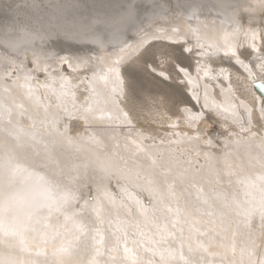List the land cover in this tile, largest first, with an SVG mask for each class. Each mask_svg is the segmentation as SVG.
Returning a JSON list of instances; mask_svg holds the SVG:
<instances>
[{
  "label": "bare ground",
  "instance_id": "6f19581e",
  "mask_svg": "<svg viewBox=\"0 0 264 264\" xmlns=\"http://www.w3.org/2000/svg\"><path fill=\"white\" fill-rule=\"evenodd\" d=\"M28 1L33 3L34 4L33 6H36L35 3H43V4L39 5V8H41L43 10V8H44L43 6H46V7L54 6V5H51L50 2L51 3L55 2L57 4L58 3L61 4V2H63V4H65V2L67 0H28ZM73 2H74V4L69 5V8L74 9L75 8L74 5H76L77 11L75 12V14H77V15L78 14L83 15L84 13H87L86 10H95L93 12H89L90 14L95 13V12L98 14H101V12H100L101 10H112L115 12V10L122 9V5H123V4H121V6H119L115 9L113 7H110V6H105V3L103 0L101 2H92V0H90L89 2L85 1V3H81V2H77V1H73ZM168 3L170 5L168 6V9L166 10V12L162 13V15H159L156 18L161 19L159 22L160 27H158L160 29L163 28L162 27L163 25H168V26L177 28L174 31L169 30V28H168L165 30L164 33H160L159 34L160 36H166L170 40H179V38L185 39V42L183 44H176V45L173 44V48L175 50H180L181 48L189 49L191 47L193 52L198 53L200 63H202V64H206L207 62H209V63L217 62L218 60H226V61L230 62L231 64L237 65L239 68H241L242 71L249 78L248 83H247L248 84L247 85V87H248L247 92L245 91L246 93L244 95H239L237 93L238 91H235V89H234L235 87L233 89L229 88L230 86L229 87L225 86L222 89L221 88L216 89L215 87H213L214 84L206 78V77H208V78L211 77L210 79H215V75H214V73H212L211 69L209 68L210 67L209 65H202L201 64V66L198 67L200 70V74L203 77H205V78H203V80L202 79L200 80V78L198 77L196 72L191 73L188 70L181 68L183 70V72L187 75V78L190 82V89H191L192 96L194 97V99L198 100V101L200 99H202L206 108H209V109L213 110L214 112H218L217 114H219V115H224V113H225L227 115H231L233 118L243 120L244 124L248 122L250 117L256 119V117L259 116L258 118L264 120V92L260 88H257L255 86L256 82H261V81H262V83L264 82V0H187V2H185L184 0H181V1L180 0H169ZM171 3L174 6L171 5ZM161 6H163V5L157 4L155 7H157L159 9ZM181 6H185L187 9L183 13V17H180L177 14V11L179 12V8H177V7H181ZM63 8L66 9L67 8L66 5H63ZM112 11H110V12L113 13ZM138 15H139V13H138ZM125 19L130 20V21L132 20L131 18H125ZM104 21H106V20H104ZM109 22H111V20ZM104 24H105V26L108 25L107 23L103 22L102 27L104 26ZM18 25H20V22H18L15 19L14 15H11V17L0 22V44L2 45V46L1 45L0 46L3 49H8V48L13 49L12 50L13 53H5L8 55H4V54L2 55V53L0 52V70L5 71V72L0 71V85L3 88V93L0 92V94H1L0 95V104L2 105V108H3V110H2L3 117L0 118V129H3L4 131H6L8 133V135L4 134V135L0 136V139L2 141H4L6 143V146H7L5 150L2 149V151H5L3 153L4 157L0 156V264H174L172 261H169V260L164 259V258H163L162 262H159L158 260H156L158 258L154 259L153 262H148L147 259H150L151 257L148 256V258H147L146 255L140 256L139 255L140 253H138L139 250L137 251L135 249V245H132L130 247L128 244H124V243H123L124 244V249H123L124 252H122V253H124L123 254L124 256L122 255L124 257V259L118 253L119 249L117 251L118 246L116 247L114 245L116 248H114V250L112 249L113 246H112L111 242H110L111 244H109V243H107V244H109V246H111V250H113V253L111 252L112 255L110 254L111 256H109L107 253L108 258L105 256L102 257L101 256V252L103 251L102 247L104 248V243L107 241L106 238H104L105 237L104 235L99 237V238L95 237V238H97L96 241H94L96 243V245L94 247V244H95L94 243L93 247L96 249V251L92 256H88L89 254H87V256L82 255V253H83L82 251H84V250L81 251V249L84 248L83 247L84 245L82 246L81 244H83V243H77L78 240L76 241V239H74L76 237L79 238L77 236V233H75L76 230L74 231V225L80 226V223H82V221H81V219L77 220L79 216H76L75 213L73 214V212L70 213V211L67 209V207H69L68 204H65L66 202H68L70 200L68 197V196H70V193L67 196L66 195L67 193L65 190H67V191H70V190H68L67 188L63 189V186L59 187L60 185L57 186L54 184L53 180H55V178H52L47 173L49 171V168H48V171L46 172V170H47L46 167L49 165V163L47 164L45 169L41 168L40 165L37 166V162L40 164H42L43 162L46 163L47 161L57 162L58 164H60L62 162L64 163L65 159H64V161L60 162L59 157H58L59 154L56 153V150L58 149V144L60 142L63 143V141H64L63 137L68 138V131L65 129L66 128L65 126H67L68 123L71 124V122H70L71 120L69 118H66L67 115L66 116H65V114L63 115V113H64L63 110L69 111V110H71V108L74 109L73 107H71V108L69 107V105H68L69 101H67V99H65L67 97V94H66V91H64V89H65V87L69 81V78L79 80L80 81L79 86H82L84 88L88 86L86 84L87 80L84 79L83 77H75V76L68 77V76H64L63 74H61V72H59L61 66L58 64V62L62 63L63 61H68V65L70 67L74 68L76 71H78L81 68L90 69L89 63H92V64H94V66H97V67L98 66L99 67H104V66L108 67V70H106V72H103V71L95 72V74L91 75L92 79H91V81H89V83H90L89 87L90 88L93 87V91L96 92L95 95L98 97H96V99L93 97V102L91 104H88V103L84 104L86 109L82 110V116H83V118H85V121L89 120L92 122L100 121V120L112 122L111 117L115 116L118 118L117 121H119L121 119L122 122H120V123H124V122H126V120L123 119L124 118L123 116L119 115V113H121V111H120V109H118L116 107V100L113 96L114 92L117 90L116 86L118 85V83H121V82L117 81L116 76L120 75L122 68L119 65V63H116V62H119L120 60H122L124 58H129L131 56H134V54L139 51V48L142 47L147 42L149 37H147L146 35L139 37L130 46L123 48V50L122 49L118 50L117 55H121V57H118L117 59H116L117 55H115V52L117 51V49L113 48L115 50V52H113L114 54L109 53L110 50H106V49H110L111 46H107L108 48L103 47L102 48L103 50H101V51L99 50L98 51V57L97 56L94 57L92 54H91L92 56L87 55L84 52H82L81 54L71 53V52H67L65 54H55V55L48 54V53L47 54L46 53L41 54L42 51H39L41 49L38 47H34V45H33V43H35L38 40L35 39L33 36L32 37L30 36L31 35L30 31L18 29L19 28ZM17 26H18V28H17ZM155 27H157V26H153L152 28L148 29L149 30L148 34H151V32H154ZM32 28H34L35 30H40L37 26H33ZM139 34H141V33L139 32ZM13 35H16V36H13ZM10 36H13V37H10ZM191 37L195 39V41L193 42L194 43L193 45H190L191 42L188 40V38H191ZM2 40H5V42ZM57 41H58L57 42L58 45L63 46L61 48L59 47L60 51H61V49L63 50L64 47H69V46L75 45L73 42H71L70 38H66L64 35H59L57 37ZM21 43H24V44L26 43L28 45V47L26 48L27 49L26 51L22 50ZM29 43H31V44H29ZM105 44L108 45L107 42H103L102 45H105ZM79 52H81V50ZM38 54H40L44 57H42V56H41L42 58L40 56L38 57ZM247 54L249 55V59L247 58ZM14 55H16V56L19 55L18 59L22 60L21 64L18 63V60L16 59L17 57ZM113 55H115V57H113ZM9 57H11V58H9ZM59 58H61L60 61H59ZM83 58H88V62L83 61ZM115 60H118V61H115ZM187 60L188 59H187L185 52L180 50V52L177 53V59H176L179 66L180 65L186 66ZM30 61H32L34 64H36V66L32 67L31 69L27 68V65H29ZM17 64H19L18 71L20 73H16V75L15 74L12 75L11 71H12V69L17 67ZM229 71H231V69ZM40 72L46 73L48 76V79H45V80L40 79L39 78ZM223 72L226 74V70H223ZM7 75L10 77V80H7L8 79L6 77ZM114 77H115V79H114ZM226 77H227V75H226ZM215 80L218 81L217 78ZM99 83H100V85H99ZM99 86H100V88H99ZM219 86H222V85L220 84ZM232 86H234V85H232ZM2 88H1V90H2ZM198 90H200V92H198ZM42 91H47L48 93H45ZM103 96L107 97L106 102L103 100ZM79 97H81V96H79ZM191 101L193 102L192 98H190V102ZM73 102H75V101L73 100ZM1 105H0V107H1ZM73 105H75V104H73ZM79 109L80 108H78V110ZM190 109H192V108L190 107ZM125 112H126V110H125ZM20 115L23 116V119H19ZM187 116H188V119L190 120V122L192 124L196 123L195 113H192V116L187 114ZM7 119H8V121H6ZM199 119H201V117H198V120ZM59 122H61L60 123L61 125H58ZM81 124H80V126H81ZM199 124H200V126H199L200 130H197L194 127L198 132L194 133L192 131H189L188 134L189 135L191 134V135L190 136H184L186 138L183 137L180 141L175 142V144L180 145V146L174 147V148H159V147H157L156 141L155 142L151 141L149 144L147 143V141H145L146 142L145 143L143 140H140L139 138H137V136H135L136 135L135 133H134L135 135L133 134L134 131H132L131 129H128V128L124 129L121 127L120 131L122 129H124L127 133L125 132L126 135H124V137H122V138L120 137L121 139H125V141H123L121 139L119 141L118 137L120 136V134H118V131L116 130V128L106 129L104 127L105 129H102L103 132H101V131L95 130L94 128L91 129V127L89 126V130L93 132L92 136L93 137L98 136V139L95 138V140H94L95 142L91 145H89V141H91V140H89L87 142L88 146L84 145L83 148H85L89 152L88 156H90V159L92 160V161L91 160H89V161H91L93 163L94 168L97 169V171H98L97 173L99 174V176L101 178H103V179H101L102 182H100V184L97 186V188L98 187H104V189H105V191L103 189H102V191H100L104 195L103 199L108 201V203H110L111 205H115V206H118L119 204L124 203L127 205V207H129L128 210L132 209L133 207H135L137 205V207L140 210L139 215L141 217H143L142 218L143 221L147 222V221H150L151 219L153 220L154 216L151 217L152 215H150V214H152V213L149 214L150 206L148 207L145 204V200H144V203L142 204V202L138 199L140 192L138 190H136L137 188L135 189V187L132 185H136L138 187H141L139 189H142V187L147 188L149 190L147 192L149 195H152V197L158 196L160 198V200L163 202L164 198H165L162 195V192L165 191L163 189L164 182L172 179L173 174L176 175L178 170H180V168H182L181 167L182 165L185 164V165H189V166L193 167V166L199 164L200 168L197 169L198 165L196 167L197 173L202 174L203 175L202 177L210 178L211 181L215 184H219L221 186H224L223 190H215V189H213L211 184H206L205 182H202L206 186V188L209 189L208 191H210L211 195H213V199H212L211 204L217 210L216 212L218 214L219 220L221 221L222 225L224 226V227L223 226L222 227L225 228L226 226L232 225V223L233 224L235 223L238 226H244L245 228L241 227L240 230H238L240 227L239 228L237 227L238 228L237 230L239 231L238 234L241 237V239L243 237V233H246V235L248 237H250L251 232H252V236L255 234L257 235V233L260 231L264 232V212H263L264 209H261V207L258 206L256 208V212L250 213V211L247 210V208L243 205L244 200H245L244 196H246L247 193H244L242 180L240 178H238L239 174H241V175L247 174V172H246L247 170L253 171V170L258 169V170H263V172H264V131L262 132V134L260 136L252 135V134H251L252 135L251 137H248L247 135L243 136V137L236 136L235 138L231 139L233 141H231L226 148H223L222 150H214V149L210 148V144H212L211 142H213V139H211V138L207 139L206 138L207 136H206L205 131L208 127V124H206L205 121H203L201 123L199 122ZM94 127H95V125H94ZM244 127H246V125H244ZM70 130H71V128H70ZM79 131L82 132V130H78V132ZM73 132H75V130ZM144 132L145 131H143V133ZM107 134L108 135H114V138L108 137ZM11 136H13L14 139ZM73 136H71V137H73ZM130 136H131V138H129ZM142 136H143V134H142ZM79 138H77L78 141H79ZM65 140H67V139H65ZM106 141H110L111 146H113L114 148H115V146H117L115 149L116 150L120 149L121 151H119V152H121V153H119V152L118 153H119V155L120 154L121 155L117 156L115 158H106V159L103 158L104 154L101 155L103 153L102 146ZM148 141H150V140H148ZM238 141L240 143H237ZM2 144H4V143L2 142ZM64 144H66V143H64ZM132 144H134L136 146H133ZM202 144H203V146H202ZM200 145L202 146V148H200ZM63 147H65V146H63ZM139 147L141 148L140 150L144 149L146 151V153L149 155V157L153 158L154 162L151 161L150 159H148L147 157H145L147 155L146 153H145L146 154L145 156L143 155L144 156V159H143V156L140 157V155H139V153H141V152H139L137 155L130 152L131 150H134V149L136 151L137 149H139ZM179 147H182L186 150L190 149V154L193 156V153H194V155L196 153V158H192L189 160L188 157L184 158V157H181L179 155L175 156L174 152L179 153V151L182 150ZM60 148H62V147H60ZM65 148H64V151H65ZM205 148H207V149H205ZM110 149H112V148H110ZM77 150H79V148ZM158 151L162 155L164 154L166 156L165 159H164V157L163 158H161V157L157 158V156L154 155V153H157V155H158V153H159ZM67 154H68V152H67ZM64 155H66V154L64 153ZM42 158H45V159H43L45 161H43ZM64 158H66V157L64 156ZM200 159L203 161L201 162ZM67 160H68V158H67ZM197 160H199L200 163L195 162ZM15 161L19 164V166H20L19 168H15L11 165ZM69 163H70V161H69ZM171 163H175V166L172 167L170 165ZM54 164H56V163H54ZM65 164L67 165L68 163H64V165ZM124 164L126 166H123ZM42 165H44V164H42ZM60 165H62V164H60ZM232 165L237 166V173L238 174L236 176H234V174L227 169V168L231 167ZM50 166H51V164H50ZM56 166H57V164H56ZM65 168H63V169H65ZM69 168H70V166H69ZM72 168H73V166H72ZM184 168H186V166ZM163 169L164 170L168 169L172 173V176L168 175L169 173H165V171ZM61 171H63V170H61ZM55 172H52V173H55ZM95 172H96V170L94 171V173ZM113 172H119V173L122 172L125 174V176H124L125 178H127L129 180L132 179V180H131V182H129L127 180L126 181L122 180L123 181L122 182L123 184H122V183H120L121 181L120 182L118 181L119 180L118 177H114L111 179L109 174H111ZM160 172L163 175H161ZM62 173H64V171ZM66 173L64 175L68 174V173L67 174ZM135 173H136V176L134 177L133 175ZM139 173H141V175L143 173L146 176L145 177L143 176L144 178L142 180L138 179L139 180L138 181L136 177ZM57 174L58 173H56L55 175L57 176ZM72 174H73V172H72ZM72 174H70V175H72ZM124 174H121V175H124ZM50 175H51V173H50ZM64 175H62V176H64ZM108 176L110 177L111 180L105 182L106 179L108 178ZM121 178H122V176H121ZM57 179H58V177H57ZM60 179H62V178H60ZM96 179H98V178H96ZM96 179H95V182H96ZM173 181H175V180H172V182ZM55 182H56V180H55ZM65 183H67V182H65ZM72 183L74 184V182H72ZM170 183L171 182H169V184ZM68 184H69V182L67 183V185ZM165 187H166V185H165ZM73 188H75V187H73ZM193 189H195V188H193ZM212 189L214 190V194H213ZM93 190L89 189V192H91V194H92ZM117 190H119L120 192ZM144 190H146V189H144ZM168 190L172 191V188L170 187ZM76 191H79V190H76ZM62 192H64V193L62 194ZM94 192H96V191H94ZM115 192H116V194H119L121 196L114 195ZM60 193L63 196H60L59 195ZM87 193H88V190H87ZM148 194H147V196H149ZM193 194L194 193H191L192 197H193ZM202 194H204V193H202ZM78 195H79V193H78ZM78 195L77 196L75 195V196L79 197ZM80 195L83 196L84 194L83 195L80 194ZM168 195H170V194H168ZM88 197H91V195ZM97 197H99V196H97ZM202 197H204V196H202ZM103 199L99 198L98 199L99 203H97V204L93 203V205L89 202H86L88 205V206H86V208L88 207L87 208L88 210L93 209L98 217L102 216L103 210H105L107 208L106 202H104ZM140 199H142V198H140ZM172 199L174 200V197ZM147 200H150V199H147ZM86 201H87V198H86ZM150 201H152V200H150ZM199 201H198V203H199ZM128 202H130V203H128ZM153 203L156 204V202H153ZM157 204H158V202H157ZM160 204H158V205H160ZM165 204H166V202H165ZM166 205H164V206H166ZM184 205H185V203H184ZM203 205L204 204L202 203V206ZM152 206H153V204H152ZM207 206H205V207H207ZM254 206H256V204ZM45 207L52 209V210H50V213H52V211L55 209H57L58 211L64 210L63 212H65L63 219H60V217H58L59 218L58 224H63V226H64V227H62V229L58 230L61 232L60 234L58 232L59 240L55 239V241H54L52 239L53 236L55 237V235H57L54 232L57 229L52 227V226L49 229H46L43 226L44 228H42V230H40L41 231L40 233L36 232V230H35V232L33 231L37 226L35 227V225L32 222L33 221L35 222L36 218L38 219L39 215L45 216V214H44V208ZM122 207L123 206H121V208ZM158 207H156V208L158 209ZM86 208H85V210H86ZM112 208H113V206H112ZM179 208H181V207H179ZM187 208H190L189 210H191V208H192L191 203H190V206L188 205L186 208H184V210H186ZM195 208H197V207H195ZM199 208H201V207H199ZM151 209H154V208L152 207ZM171 209H173V208H171ZM192 209L195 212V209L194 208H192ZM80 210H78L79 211V212H77L78 214L80 213ZM111 210L112 209H110V211ZM125 210H126V208L124 209V211ZM166 210H164V211H166ZM177 210L179 211V209H177ZM82 211H84V210H82ZM121 211H122V209H121ZM243 211L246 212L245 213L246 216L243 213ZM105 212H104V214H105ZM151 212H153V210ZM210 212H212V210ZM117 213L119 214V212H117ZM134 213H136V212H134ZM157 213H159V212H157ZM107 214L110 215V213H108V212H107ZM112 214H113V216H115L114 213H112ZM154 214H155V211H154ZM180 214H182V213H180ZM194 214H193V216H194ZM201 214H202V212H201ZM122 215H124V214H122ZM131 215H133V214H131ZM168 215H169V213H167V216ZM46 216L44 218L45 219L44 221L46 222V224L54 222V221L49 220ZM249 216H250V219L247 218ZM34 217H35V220H33ZM164 217H165V214H164ZM172 217H174V216H172ZM125 218H126V216H125ZM133 218H131V219L133 220ZM158 218H159V216H158ZM195 218L199 222L200 218H197V217H195ZM216 218H217V216H216ZM184 219H185V217H184ZM184 219H182V221ZM96 220H97V218H96ZM119 220H121V219H119ZM207 220H211V222L213 221L212 219H210V217ZM44 221L42 222L43 224L45 223ZM100 221H101V218H100ZM134 221H136V220L134 219ZM161 221H163V220L161 219ZM189 221H191V220L189 219ZM262 221H263V223H262ZM106 222L108 223L109 221H106ZM141 222H142V220H141ZM146 222H144V223H146ZM186 222H187V220H186ZM107 223H104V224H107ZM160 223H162V222H160ZM176 223H177V221L175 222V224ZM43 224H41V225H43ZM58 224H57V226H59ZM123 224H124V222H123ZM135 224H136V222H135ZM138 224L139 223H137V225ZM47 225H49V224H47ZM131 225H132V223H131ZM137 225H135V226H137ZM218 225H220V224H218ZM160 226H162V224H160ZM165 226H168V225L165 224ZM100 227L101 226H99V230H101ZM103 227H102V229H103ZM124 227H123V229H124ZM146 227H148V226H146ZM150 227L151 226H149V228ZM175 227H176V225H175ZM184 227H182V229H185ZM40 228H41V226H40ZM105 228H107V227H105ZM109 228H110V226H109ZM141 228H142V226H141ZM177 228H178V226H177ZM234 228H235V226H234ZM255 228H260L261 230L258 231ZM111 229H113V228H111ZM143 229H144L143 230V232H144L145 229H148V228H143ZM169 229H171V228H169ZM191 229H192V226H191ZM191 229H190V232H191ZM198 229H200V228H198ZM206 229H207V227H206ZM216 229H218V228H216ZM224 230H223V232H224ZM158 231L160 232L159 229H158ZM192 231H194V230H192ZM208 231H210V230H208ZM211 231H213V230H211ZM220 231H222V230H220ZM113 232H115V231H113ZM117 232L118 231H116V233ZM119 232H122V231H119ZM155 232H157V231H155ZM116 233H115V235H116ZM151 233H152V231H151ZM171 233H174V232H171ZM205 233H206V231H205ZM210 234L207 235L208 239H209V242L207 241L208 243H205L204 241L197 239L198 237L194 240H193V238L190 239L189 242L193 243V241H194L193 244L202 245L203 248H206L210 254L212 252H213V254L216 253L215 256L217 254H220L221 257H223V258L227 257L226 261L220 260V258H221L220 257L219 261H218V263L221 262L220 264H255L254 257L252 256L253 252L251 253V251L253 250L252 249V243H253L252 241L254 240L253 238H252L253 240L251 239L252 241L250 240L249 242L248 241L242 242L240 240V237H236V236L235 237H228L227 236V238L225 240H223L225 238L224 237L222 239L223 241L222 240L218 241V239L215 240L216 238L213 237L212 234L211 235ZM220 234H221V232H220ZM227 234H228V232H227ZM115 235H113V236H115ZM213 235H215V233ZM89 236L91 237V235H89ZM119 236L120 235H118V237ZM39 237H40V239H39ZM139 237H141V235ZM41 238H43L42 241H40ZM132 238L134 239V237H132ZM136 238L138 239V242H139L140 238H138V237H136ZM206 238L207 237H205V239ZM261 238H264V237L261 236ZM93 239H92V241H93ZM113 239H111V237H110L111 241ZM145 239H147V238H145ZM145 239H144V241H145ZM161 239H159V240H161ZM79 240H81V238ZM119 240L120 239L118 238V241ZM18 241H22V243H23V245H21V249H23V251H21V252H18L17 250H15V247L12 248V245L14 246V242L16 244V242H18ZM84 241H86V240H84ZM98 241L101 242V244L98 243ZM144 241H142V242H144ZM147 241H148V239H147ZM158 241H155V244ZM121 242H123V241L121 240ZM135 242L136 241H134L133 243H135ZM151 242H152V240H151ZM153 242H152V244H153ZM17 244L20 246L19 242ZM149 244H147V245H149ZM155 244H153V245H155ZM86 245H88V244H85V246ZM163 245H164V243H163ZM109 246H107V247H109ZM166 246H167V244H166ZM89 247H90V245H89ZM89 247H88V249H90L92 246L90 248ZM138 248H140V245ZM156 248H155V250H157ZM160 248H162V247L160 246ZM250 248L252 249L251 251H250ZM91 249H93V248H91ZM109 249H106V250H109ZM191 250H193V249H191ZM233 250L235 252H237V258L236 259L228 258L227 253L232 255ZM253 251H255V250H253ZM156 252H158V250ZM162 253H164V252L162 251ZM165 253H166V251H165ZM165 253H164V255H165ZM203 253L204 252H202V254ZM169 255H172V253ZM152 260H153V258H152ZM181 264H182V262H181ZM190 264H199V263L198 262H194V263L192 262ZM214 264H216V263H214Z\"/></svg>",
  "mask_w": 264,
  "mask_h": 264
},
{
  "label": "rangeland",
  "instance_id": "374dc122",
  "mask_svg": "<svg viewBox=\"0 0 264 264\" xmlns=\"http://www.w3.org/2000/svg\"><path fill=\"white\" fill-rule=\"evenodd\" d=\"M73 1L85 3V1L89 2L90 0H67L65 2V4H63V2H61V4H59V3L57 4L55 2H53V3L50 2V4L54 5V6H52V7L43 6L44 7V8L42 7L43 10L41 8H39V5L43 4V3H35L36 6H33L34 4L29 2L28 0H25V1L24 0H0V22L11 17V15H14L15 19L18 22H20V25H18L19 28H18V26H17V28L21 29V30H25V31H30V34H31L30 36L31 37L33 36L35 39L38 40L35 43H33V45H34V47H38L41 49V50H39V51H42L41 54H43V53L47 54L48 53V54L55 55V54H65L67 52L81 54L82 52H84L87 55H90V56L93 55L94 57H96V56L98 57V51L99 50L101 51V50H103L102 49L103 47L111 46L110 49H106V50H110L109 53L112 54L113 52H115L114 49H117V51L115 52V55H117L118 50H121V49L123 50V48L130 46L131 44H133L136 41L137 38L145 36V35L147 37H149L147 42L142 47L139 48V51L137 53H135L134 56H131L129 58H124V59L120 60L119 62H116V63H119V65L122 68L120 75L116 76L117 81L121 82V83H118L119 86L118 85L116 86L117 90L114 92L113 96L116 100V107L118 109H120V111H121V113H119V115L123 116L124 117L123 119L126 120V122H124V123H120V122H122L121 119L119 121H117L118 118L115 116L111 117L112 122L101 121V120L100 121H94V122L88 120L89 121L88 122L87 120L85 121V118H83V116H82V110L86 109L84 104L85 103L91 104L93 102V97L95 99H96V97H98L95 95L96 92L93 91V87L92 88L89 87L90 86L89 81H91V79H92L91 75L95 74V72H101V71L106 72V70H108V67H106V66H104V67L98 66L97 67V66H94V64L89 63L90 69L81 68L78 71H76L74 68H72L68 65V61H63L62 63L58 62V64L61 66L60 70H59V72H61V74H63L64 76H68V77H70V76L71 77H73V76L83 77L84 79L87 80L86 84L88 86L85 88L82 86H79L80 85L79 80L69 78V81H68V83L64 89V91H66V94L68 97V98L66 97L65 99H67V101H69V103H68L69 107L70 108L73 107L74 109L71 108V110H69V111L63 110V112H64L63 115L64 114H65V116L69 115L68 117L66 116V118H69L71 120L70 121L71 124L68 123V125L65 126L66 128L64 127L68 131V138L63 137L64 141H63V143L60 142L58 144V149L56 150V153L59 154L58 157H59L60 162L64 161V159L66 161L68 158V160H67L68 162L64 161V163H68V164L64 165V163L62 162V163H60L63 165L62 166V165L58 164L57 162L47 161L46 163L45 162L42 163L44 165L37 162V166L40 165L41 168L45 169V167L49 163V165H48L49 167L48 166L46 167V169H47L46 172L48 171V168H49V171L47 173L52 178H55L56 182H55V180H53L54 184L57 186L60 185L59 187L63 186V189L67 188L68 190H70V191L65 190L67 193L66 194L67 196L70 193V196H68L70 200L68 202H66L65 204H68V206L70 207V208L67 207V209L70 211V213L71 212H73V214L75 213L76 216H79L77 220L81 219V221H82V223H80V226L74 225V231L76 230L75 233H77V236L79 237V238L76 237L74 239H76V241L78 240L77 243H83L81 245L82 246L84 245L83 247L85 248V249L84 248L81 249V251L82 250L85 251V252L82 251L83 252L82 255L87 256V254H89L88 256H92L96 251V249L94 248L96 243L94 241H96L97 238L104 235L105 236L104 238H106L107 241L105 242L106 244L104 243L105 249L102 247V250H103L102 251L103 253L101 252L102 257L105 256L108 258V255L111 256L114 248H116L117 246H118L117 251H118V249L120 251V252L118 251V253L120 254L121 257H123L124 253H122V252H124V250H123L124 244H128L130 247L132 245H135V249L137 251L139 250L138 253H140L139 254L140 256L146 255L147 258L149 256V257H151L150 258L151 260L153 258L152 261L150 259H147L148 262H153L154 259H156V258H158L156 260H158L159 262H162V260L164 258V259H167L169 261H172L174 264H178V263L181 264V262H182V264H190L192 262L193 263L198 262L199 264H214V263L220 264L221 262L218 263L219 258L221 257L220 254H217L216 256H215L216 253L213 254V252H212L210 254L209 251L206 248H203L202 245L193 244L194 243L193 240L198 237L197 239L202 240L205 243H208L209 239H208L207 235H209L210 233L212 234L213 237L216 238L215 240L218 239V241H221L224 237L225 238L223 240H225L227 238V236L228 237H235V236L240 237L238 234V232H239L238 230H240L241 227L242 228H245V227L244 226H238L235 223L234 224L232 223V225L226 226L225 228H223L224 226L222 225L221 221L219 220L218 214L216 212L217 210L211 204L212 199H213V195H211L210 191H208L209 189L206 188V186L202 182H205L206 184H211L213 189H215V190H223L224 186H221L219 184H215L211 181L210 178L202 177L203 176L202 174L197 173L196 170L198 168H200L199 164H197L198 167H197V165L191 167L189 165L184 164L181 166L182 168H180V170H178L176 175L173 174V176H172V173L168 169L167 170L163 169L165 171V173H169L168 175L172 176V179L164 182L163 189L165 191L163 190L164 192H162V195L165 198H164L163 202L160 200V198L158 196L152 197V195H149L147 193L149 191L147 188L142 187V189H139L141 187H138L136 185L131 184L132 186L135 187V189L137 188L136 190H138L140 192L138 199L142 202V204L144 203V200H145V204L148 207L150 206L149 214L152 213V214H150V215H152L151 217L154 216L153 220L151 219L150 221H147V222L143 221V219H142L143 217H141L139 215L140 210L137 207V205L132 208L133 210L130 209L132 211L131 212L130 210H128L129 207H127V205L124 203L119 204L118 206H115V205H111L110 203H108V201L103 199L104 195L100 191H102V189L105 191L104 187H98L97 188V186L100 184V182H102L101 179H103V178H101L99 176V174L97 173L98 172L97 169L94 168L93 163L91 162L92 160L90 159V156H88L89 152L85 148H83L84 145L88 144L87 142L89 140H91V141H89V145H91L95 142L94 141L95 138L98 139V136L97 137L92 136L93 132L89 130V126L91 127V129L94 128L95 130L101 131V132H103L102 129H105V128L106 129L116 128V130L118 131V134H120V136L118 137L119 141L127 133L124 129L128 128V129H131L132 131H134L133 134L135 133L136 135L135 134L134 135L137 136V138H139L140 140H143L144 142L147 141L148 144L151 141H154V142L156 141L157 147H159V148H174V147L180 146V145L175 144V142L180 141L184 136H190L191 134L190 135L188 134L189 131H192L194 133L198 132L197 130H200L199 122L201 123V122L205 121V123L208 124V127L205 131L206 136H207L206 138L207 139H209V138L213 139V142H211L212 144H210V148L214 149V150H222L223 148H226L228 146V144L231 141H233L231 139L235 138L236 136H238V137H243L246 135L248 137H251L252 135L260 136L262 134V132L264 131V120L258 118L259 116L256 117V119L250 117L248 122L244 124L243 120L233 118L231 115H227L224 112H223L224 115H219V114H217L218 112H214L213 110L206 108L202 99H200L199 101L194 99V97L192 96L191 89H190V82L187 78V75L183 72V70L181 68H184L191 73L196 72L198 77L200 78V80L201 79L203 80V78H205V77H203L200 74V70L198 68L202 64V63H200L198 53L193 52L191 47L189 49L181 48L180 50L185 52L188 60H187L186 66L180 65L181 66L180 67L176 61L177 53L180 52V50H175L173 48V44H175V45L176 44H183L185 42V39L179 38V40H170L166 36H160L159 35L160 33H164L165 30L168 28H169V30H172V31L177 29L175 27H171L168 25H163L162 29L158 28V27H160L159 22L161 19H158L156 17H158L159 15H162V13L166 12V10L168 9V6L170 5L168 3L169 0H103L105 3V6H110V7H113L115 9L119 6H121V4H123L122 9L115 10V12L112 10H101L100 11L101 14H98L96 12L90 14L89 12H93L95 10H86L87 13H84L83 15L75 14V12L77 11L76 5H74L75 6L74 9L69 8V5L74 4ZM101 1L102 0H92V2H101ZM184 1L187 2V0H184ZM157 4L158 5L162 4L163 6H161L158 9L157 7H155ZM63 5H66L67 8L64 9ZM171 5H173V4L171 3ZM177 8H179V12L177 11V14L180 17H183V13L187 10L186 7L181 6V7H177ZM110 11H112L113 13H111ZM138 13H139V15H138ZM125 18H131L132 20L130 21V20H127ZM104 20H106V21H104ZM110 20H111V22H109ZM103 22L107 23L108 25L105 26V24H104V26L102 27ZM33 26H37L40 30H35L34 28H32ZM153 26H157V27H155L154 32H151V34H148L149 33L148 29L152 28ZM139 32L141 34H139ZM59 35H64L66 38H70L71 42H73L75 45L69 46V47H64L63 50L61 49V51H60L59 49L63 46L58 45V43H57L58 42L57 37ZM13 36H16V35H13ZM13 36H10V37H13ZM188 40L191 42L190 45L194 44L193 43L195 41L194 38L191 37V38H188ZM2 41L5 42V40H2ZM103 42H107L108 45H106V44H105L106 46L102 45ZM29 44H31V43H29ZM1 46H0V49H1L0 52L2 53V55L3 54L8 55L5 53H13L12 52L13 49H11V48L3 49V48H1ZM27 47H28V45L26 43L25 44L21 43V48L23 51L24 50L26 51ZM80 50H81V52H79ZM115 55H113V57H115ZM14 56H16V55H14ZM39 56L41 57L42 55L38 54V57ZM16 57H17L16 59L18 60V63L21 64L22 60L18 59L19 55H17ZM42 57H44V56H42ZM118 57H121V55H117L116 59ZM9 58H11V57H9ZM247 58L249 59L248 54H247ZM60 59L61 58H59V61H60ZM83 61L88 62V58H83ZM115 61H118V60H115ZM19 64H17L16 68L12 69V71H11L12 75H14V74L16 75V73H20L18 71ZM29 65H27V68H30V69L32 67L36 66V64H34L32 61L29 62ZM202 65H209L210 66L209 68L211 69L212 73H214V75H215V79L216 78L218 79V81H216L215 79H210L211 77H209V78L206 77L210 82H212L214 84L213 87H215L216 89H219V88L222 89L225 86L226 87L230 86L229 88H232V89L235 87L234 89H235V91H238L237 93L239 95H244L247 92V88H248L247 83H248L249 78L242 71V69L239 68L237 65H233L226 60H218L217 62H212V63L207 62L206 64H202ZM230 69H231V71H229ZM223 70H226V74L223 72ZM0 71H3V70H0ZM3 72H5V71H3ZM226 75H227V77H226ZM6 77L8 78L7 80H10V77L8 75ZM39 78L42 80H45V79H48V76L46 73L40 72ZM114 79H115V77H114ZM220 84L222 86H219ZM99 85H100V83H99ZM232 85H234V86H232ZM0 87H1V85H0ZM1 88H0V92L3 93V88H2V90H1ZM99 88H100V86H99ZM42 92L48 93L47 91H42ZM198 92H200V90H198ZM79 96H81V97H79ZM190 98L193 99V102L192 101L190 102ZM72 99L75 102H73ZM103 100L106 102L107 97L103 96ZM73 104H75V105H73ZM190 107L193 110L190 109ZM78 108H80V109L78 110ZM2 110H3V108L1 105V107H0V118L3 117ZM125 110H126V112H125ZM192 113H195V115H196L195 116L196 123H193V124L190 122V120L188 119V116H187V114L192 116ZM198 117H201V119H199L200 121L198 120ZM19 119H23V116L20 115ZM6 121H8V119ZM60 123L61 122H59L58 125H61ZM80 124H81V126H80ZM94 125H95V127H94ZM244 125H246V127H244ZM121 127L124 129H122L120 131ZM70 128H71V130H70ZM74 130H75V132H73ZM78 130H82L83 133L81 131L78 132ZM143 131H145V132L143 133ZM4 134L8 135V133L6 131H4L3 129H0V136L4 135ZM142 134H143V136H142ZM71 136H73V137H71ZM107 136L114 138V135H108L107 134ZM11 137L14 139L13 136H11ZM77 138H79V141ZM129 138H131V136ZM184 138H186V137H184ZM65 139H67V140H65ZM121 140L125 141V139H121ZM148 140H150V141H148ZM0 142H1L0 143V146H1L0 147V149H1L0 150V156H3L4 155L3 153L5 151H2V149L5 150L7 146H6V143L4 141H2L1 139H0ZM2 142L4 144H2ZM109 142L110 141H106L102 146L103 153L101 155L104 154L103 158H105V159L106 158H115L117 156H120L121 154L119 155V153H121V152H119V151H121V150L120 149L116 150L115 148L117 146H115V148H114L113 146H111V142L110 143ZM64 143H66V144H64ZM237 143H240V142L238 141ZM61 144L63 146H65L66 148L63 147ZM132 145L136 146L134 144H132ZM202 146H203V144H202ZM202 146L200 145V148H202ZM60 147H62V148H60ZM64 148H65V151H64ZM78 148H79V150H77ZM110 148H112V149H110ZM179 148L182 150H180L179 153L174 152L175 156L179 155V156L184 157V158L188 157L189 160L192 158H196V153H195V155L193 153V156H192L190 154V149L186 150L182 147H179ZM140 149L141 148L139 147V149H137L136 151L134 149V150H131L130 152H132L135 155H137L139 152H141V153H139L140 157H142L143 155L145 156L147 154L146 151L144 149H142V150H140ZM205 149H207V148H205ZM67 152H68V154H67ZM64 153L66 155H64ZM154 155L157 156V158L158 157H161V158L164 157V159H165V157H166L164 154L162 155L160 152L158 153V155H157V153H154ZM64 156L66 158H64ZM144 156H143V159H144ZM145 157H147L148 159L153 161V158L149 157L148 154ZM43 159H45V158H42V160ZM89 160H91V161H89ZM43 161H45V160H43ZM69 161H70V163H69ZM200 161L202 162L203 160L200 159ZM200 161L197 160L195 162L200 163ZM54 163H56L59 168ZM50 164H51V166H50ZM11 165L15 168L20 167L16 161L13 162V164H11ZM170 165L173 167V166H175V163H171ZM69 166H70V168H69ZM72 166H73V168H72ZM123 166H126V165L124 164ZM183 166L184 167L186 166V168H184ZM196 167H197V169H196ZM63 168H65V169H63ZM60 169L63 170L64 173H62L63 171H61ZM227 169L229 171H231L234 174V176H236L238 174L236 165H232L231 167H229ZM93 170L94 171L96 170V172L94 173ZM52 172H55V173H52ZM72 172H73V174H72ZM246 172H247V174H244V175L239 174L238 178H240L242 180L244 193H247L246 196H244L245 200H244L243 205L247 208V210L250 211V213H253V212H256V208L258 206H260L261 209H264V172H263V170H258V169L253 170V171L247 170ZM50 173H51V175H50ZM56 173H58L57 176L55 175ZM65 173L67 175H64ZM70 174H72V175H70ZM121 174H124V173L113 172L109 175H110L111 179L114 177H118L119 180L118 179L117 180L119 182L121 181L120 183H122L123 181H126V180L131 182L132 179L129 180V179L124 177L125 174L124 175H121ZM62 175H64V176H62ZM138 175L136 177L137 180L138 179L142 180L146 176L143 173H142V175H141V173H139ZM161 175H163V174L161 173ZM121 176H122V178H121ZM133 176L135 177L136 173ZM57 177H58V179H57ZM110 177L108 176V178L106 179L105 182L110 181L111 180ZM60 178H62V179H60ZM96 178H98V179H96ZM95 179H96V182H95ZM172 180H175V181L172 182ZM65 182H67V183L69 182V184L67 185V183H65ZM72 182H74V184ZM169 182H171V183L169 184ZM165 185L167 188L165 187ZM73 187H75V188H73ZM170 187L172 188V191L168 190ZM193 188H195V189H193ZM75 189L79 190V191H76ZM89 189L93 190L92 194H91V192H89ZM144 189H146V190H144ZM87 190H88V193H87ZM94 191H96V192H94ZM117 191H119V190H117ZM64 192H62V194ZM78 193H79V195H78ZM146 193L149 196H147ZM191 193H194L193 197L191 196ZM202 193H204V194H202ZM62 194L60 193L59 195L63 196ZM80 194H82V195L84 194V195L81 196ZM168 194H170V195H168ZM213 194H214V190H213ZM75 195L76 196L78 195L79 197H76ZM90 195H91V197H88ZM114 195H119V194H116V192H115ZM97 196H99V197H97ZM119 196H121V195H119ZM202 196H204V197H202ZM85 197L87 198V201H86ZM173 197H174V200L172 199ZM99 198H102L104 200V202H106V207L108 209L106 208L105 210H103L102 216L98 217L93 209L88 210L87 209L88 207L86 208V206H88L86 202H89L92 205H93V203L97 204V203H99V200H98ZM140 198H142V199H140ZM147 199H150L152 201L147 200ZM198 201L200 204L198 203ZM153 202H156V204ZM157 202H158V204H160V203L161 204L158 205ZM165 202H166V204L167 203L168 204L166 205ZM128 203H130V202H128ZM184 203H185V205H184ZM190 203H191L192 208L195 209V212L192 208H191V210H189L190 208H187L186 209L187 211L184 210V208H186L188 205L190 206ZM202 203L204 204L203 206H202ZM152 204H153V206H152ZM255 204H256V206H254ZM164 205H166V206H164ZM112 206H113V208H112ZM121 206H123V207L121 208ZM205 206H207V207H205ZM152 207L154 209H151ZM156 207H158V209ZM179 207H181V208H179ZM195 207H197V208H195ZM199 207H201V208H199ZM85 208H86V210H85ZM123 208L124 209L126 208V210L124 211ZM171 208H173V209H171ZM110 209H112L111 210L112 212L110 211ZM121 209H122V211H121ZM177 209H179V211ZM50 210H52V209L45 207L44 208V214H45V216L47 215L46 217L49 220L54 221L55 223L54 222L47 223L50 225L49 226L44 221L45 216L39 215L38 219L36 218V220H35V217L33 219L37 223L36 224L34 221L32 222L35 225V227L37 226L36 227L37 229L34 227L35 229L33 231L35 232V230H36V232L40 233L41 232L40 230H42V228L45 227L46 229H49L52 226V227L57 229L56 231H54L55 234H57V235L54 234L56 238L54 236L52 238L55 241V239L59 240V234L61 233L58 230H60V229H62V227H64L63 224H58V222H59L58 217H60V219H63L65 212H63L64 210L58 211L57 209H55L52 211V213H50ZM78 210H80L79 214L77 213V212H79ZM82 210H84V211H82ZM152 210H153V212H151ZM164 210H166V211H164ZM211 210H212V212H210ZM154 211H155V214H154ZM104 212H105V214H104ZM107 212L110 213V215L107 214ZM117 212H119V214ZM134 212H136V213H134ZM157 212H159V213H157ZM201 212L203 215L201 214ZM112 213H114L115 216H113ZM130 213L133 214L134 216L131 215ZM167 213H169L170 216L169 215L167 216ZM180 213H182V214H180ZM192 213L193 214L195 213L194 214L195 217L200 218L199 222L193 216ZM243 213L245 214L246 212L243 211ZM122 214H124V215L126 214L125 215L126 218ZM164 214H165L166 218L164 217ZM158 216H159V218H158ZM172 216H174V217H172ZM216 216H217V218H216ZM245 216H246V214H245ZM169 217L170 218L172 217V218L170 219ZM184 217L188 223L186 222ZM209 217H210V219L213 220L212 222H211V220H207V219H209ZM96 218H97V220H96ZM100 218H101V221H100ZM131 218H133V220ZM181 218L184 220L182 221ZM247 218L250 219V216ZM119 219H121V220H119ZM134 219L136 221H134ZM161 219L163 221H161ZM189 219L191 221H189ZM141 220H142V222H141ZM43 221L45 222L44 224L42 223ZM106 221H109V222L107 223ZM159 221L162 223H160ZM176 221H177V223L175 224ZM123 222H124V224H123ZM135 222H136V224H135ZM144 222H146V223H144ZM156 222L157 223L159 222V223L157 224ZM104 223H107V224H104ZM131 223H132V225H131ZM137 223H139V224L137 225ZM262 223H263V221H262ZM41 224H43V225H41ZM57 224L59 226H57ZM160 224H162V226H160ZM165 224L168 226H165ZM218 224H220V225H218ZM135 225H137V226H135ZM175 225H176V227H175ZM40 226H41V228H40ZM99 226H101L100 227L101 230H99ZM109 226H110V228H109ZM141 226H142V228H141ZM146 226H148V227H146ZM149 226H151V227L149 228ZM177 226H178V228H177ZM191 226H192V229H191ZM220 226L221 227L223 226V227L221 228ZM234 226H235V228H234ZM102 227H103V229H102ZM105 227H107V228H105ZM123 227H124V229H123ZM182 227H184L185 229H182ZM206 227H207V229H206ZM237 227L238 228L240 227V228L238 229ZM111 228H113V229H111ZM143 228H148V229H145V231L143 232V230H144ZM169 228H171V229H169ZM198 228H200V229H198ZM216 228H218V229H216ZM158 229L160 230V232L158 231ZM190 229H191V232H190ZM255 229L258 231L261 230L260 228H255ZM192 230H194V231L196 230V231L194 232ZM208 230H210V231L213 230V231L210 232ZM220 230H222V231H220ZM223 230H224V232H223ZM113 231H115V232H113ZM116 231H118V232L116 233ZM119 231H122V232H119ZM151 231H152V233H151ZM155 231H157V232H155ZM205 231H206V233H205ZM58 232H59V234H58ZM171 232H174V233H171ZM220 232H221V234H220ZM227 232H228V234H227ZM115 233H116V235H115ZM214 233H215V235H213ZM263 233H264L263 231L262 232L260 231L257 233V235L256 234L253 235L254 237L252 236V232H251L250 237H248L246 235V233H243L242 239L240 237V240L242 242H246V241L249 242L252 238L254 239V240L252 239L253 241L252 240L251 241L253 242L252 243V249L255 251H253L251 248H250V251L252 250L251 253L253 252L252 256L254 257L255 264H260V263L264 264V262H263L264 261V240H263L264 238H261V236L264 237ZM89 235H91V237ZM113 235H115L117 238ZM118 235H120V236L118 237ZM138 235L139 236L141 235V237H139ZM95 237H97V238H95ZM110 237H111V239H113L115 237L113 239L114 241L113 240L111 241ZM132 237H134V239ZM136 237L140 238L139 242H138V239ZM205 237H207V238L205 239ZM80 238L82 241L79 240ZM118 238L120 239L119 241H118ZM145 238H147L148 241ZM192 238H193V240H192L193 243H190L189 240ZM39 239H40V237H39ZM92 239H93V241H92ZM144 239H145V241H144ZM159 239H161V240H159ZM42 240H43V238H41L40 241H42ZM84 240H86L87 242ZM121 240L123 242H121ZM151 240H152V242L154 240L155 241L159 240V241L156 242V244L154 241L153 244H155V245H153ZM134 241H136V242L133 243ZM142 241H144L145 243ZM18 242L20 243V246L17 244ZM18 242H16V244L14 242V246L12 245V248L15 247V250H17L18 252H21V251H23V249H21V245H23V243H22V241H18ZM110 242L112 243V246H113L112 249L113 250H111V246H109V244H111ZM98 243L101 244V242H99V241H98ZM107 243H109V244H107ZM163 243L165 246L163 245ZM85 244H88V245H86L87 247L85 246ZM93 244H94V247H93ZM147 244H149V245H147ZM166 244H167V246H166ZM89 245H90V247L92 246L91 248H93L94 250L91 249L89 247ZM139 245H140V248H138ZM107 246H109V247H107ZM160 246L162 248H160ZM88 247L90 249H88ZM155 248L158 250V252H156L157 250H155ZM106 249H109V250H106ZM191 249H193V250H191ZM162 251L164 253L166 251L165 255H164V253H162ZM202 252H204V253L202 254ZM232 252H233L232 255L227 253L228 258L236 259L237 258V252H235L234 250ZM107 253H108V255H107ZM171 253H172V255H169ZM123 259H124V257H123ZM226 259H227V257H225V258L221 257L220 258V260H223V261H226Z\"/></svg>",
  "mask_w": 264,
  "mask_h": 264
},
{
  "label": "water",
  "instance_id": "95a60500",
  "mask_svg": "<svg viewBox=\"0 0 264 264\" xmlns=\"http://www.w3.org/2000/svg\"><path fill=\"white\" fill-rule=\"evenodd\" d=\"M255 86L257 88H260L264 92V83H262V82H256L255 83Z\"/></svg>",
  "mask_w": 264,
  "mask_h": 264
}]
</instances>
